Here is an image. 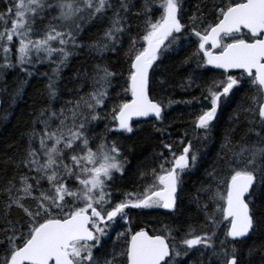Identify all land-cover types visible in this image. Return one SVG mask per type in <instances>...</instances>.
I'll return each mask as SVG.
<instances>
[{
    "label": "snow or ice",
    "instance_id": "1",
    "mask_svg": "<svg viewBox=\"0 0 264 264\" xmlns=\"http://www.w3.org/2000/svg\"><path fill=\"white\" fill-rule=\"evenodd\" d=\"M187 4L0 0V73L18 69L31 77L37 65H54L51 74H43L46 95L23 133V151L9 158L11 172L7 167L0 171V264H181L190 253L198 258L189 264H264V199L257 204L256 196L257 190L264 192V0ZM135 21L141 23L134 26ZM90 25L101 31L85 44L82 33ZM125 39L128 48L123 51ZM185 46L192 50L180 63L195 68L179 87L186 91L196 84L201 96L155 100L151 93L157 84L161 90L170 86L167 79H154L157 70ZM85 49L101 61L107 53L119 57L123 51V95L116 93L119 102L108 113L103 109L118 78L108 63L78 72L75 97L56 107L60 73ZM210 69L222 70V78L197 84V70L203 75ZM245 84L255 94L230 117L217 157L224 174L213 169L209 175L215 186L199 190L207 203L196 197L205 223L198 228L189 224L178 240L174 233L181 229L172 224H162L151 234L128 227L113 240L114 226L120 221L130 225L133 210L137 216L150 209L177 210L183 176L200 161L193 141L210 139L224 106ZM85 86L90 90L80 94ZM175 103L199 105L191 114V134L185 130L176 148L161 141L168 155L157 153L158 164L139 173V179L150 176L151 182L114 200L115 174L123 177L129 161L107 133H133L139 118L163 124L166 109ZM102 119L113 126L106 124L105 134L97 136L92 126ZM241 125L246 132L236 140L233 134ZM170 127L155 131L163 136ZM257 235L259 243L246 244Z\"/></svg>",
    "mask_w": 264,
    "mask_h": 264
},
{
    "label": "trees",
    "instance_id": "2",
    "mask_svg": "<svg viewBox=\"0 0 264 264\" xmlns=\"http://www.w3.org/2000/svg\"><path fill=\"white\" fill-rule=\"evenodd\" d=\"M137 2L141 3L142 0H137ZM196 2L197 0H188L186 7L191 8ZM136 23H141V21H135L134 26ZM100 31L101 28L98 25L87 26L82 33V42L85 44L93 42L96 39L97 33ZM127 48L128 40L125 39L123 51H126ZM191 50V48L185 46L179 55L172 54L170 57L164 59L154 79L157 82L161 79H167L168 85L170 86H166L164 90H161L157 84L151 93L155 100H163L167 103L169 99L185 101L192 100L193 97L201 96L200 89L196 87V84H193L186 91L181 90L179 87V83L186 79L188 74L195 68V65L190 68L180 63L184 58V54L189 53ZM123 51L120 52L119 57L112 53H107L102 61L95 57L94 54L90 55L86 49L78 51L77 54L73 55L67 66L60 73V95L56 107L59 108L61 103L75 97L76 93L74 89L79 87V83L76 81V74L78 72L82 70L90 72L95 63H108L118 74L117 81L114 82L117 86L111 92V98L106 102L103 109L105 113L110 112L113 104L119 102L115 99L116 93L120 92L123 95L122 86L124 84V78L127 75L126 65L123 63ZM52 67L54 65L50 66L48 63L37 65L35 75L31 77H25L18 69L0 73V171L7 167L8 171L11 172V166L8 163L9 158L15 152L23 151L25 146L23 133L31 124V114L35 109L42 106L46 95L45 86L48 81L47 76L43 74H51ZM202 71L197 70L195 77L197 84L203 85L205 81L213 77L217 79L222 78L220 75L221 72L216 69H210L203 72V75H200ZM233 74L238 75V73ZM89 90L90 88L85 86L80 94ZM254 94L253 91L249 90L247 84L243 85L242 90L236 94L233 100L224 106V111L210 134V139L204 143L193 141V146L200 150V161L195 169L183 176V184L181 186L183 191L180 194L181 199L178 201L177 210L168 214L162 211L145 212L143 215L138 216V224L134 220L136 222L135 224L133 223L135 226L134 230L140 224H145V228L150 231L159 229L162 224H172L181 229L180 234L174 233L178 240L179 235L183 233V230L189 224L198 228L205 223L203 212L197 207L195 202L196 197L199 195L201 202L207 203V196L203 192H199V190L202 186H215L213 177L209 175L213 169L220 175L224 174V166L219 163L217 157L220 153V145L223 141L225 131L230 125V117L234 115V110L238 104L244 103L247 105L249 103V97ZM198 108L199 105L195 104L185 105L183 103H175L166 109L163 124L149 117L134 122L133 133H107L109 140L115 139L118 142L123 157H126L129 161L126 165L125 174L123 177L116 179L112 187L114 198L122 197V193L124 192L142 191L143 187L151 182L150 176L145 180L139 179V173L141 171L150 172V168L158 164V160L156 159L157 153L164 151L165 155H168V152L162 148L161 141L174 143V148H176L185 130H188L191 134L190 121L194 118L191 114L196 112ZM106 124L110 127L113 126L110 120L102 119L93 124L92 132L97 136L105 134ZM169 125L171 127L163 136L155 131V128L168 127ZM245 132L246 127L241 125L233 135L236 140H239L244 136ZM169 133L171 134L169 135ZM189 138H191V135ZM256 196L257 204H259L260 199H264V192L257 190ZM212 210L213 206L209 205L208 211ZM150 223H154L155 225L151 227ZM260 241L261 237L257 235L248 240L246 244L259 243ZM242 247L246 251V246ZM197 258V253H190L189 256L183 258L181 264H189L190 261L194 262Z\"/></svg>",
    "mask_w": 264,
    "mask_h": 264
},
{
    "label": "flooded vegetation",
    "instance_id": "3",
    "mask_svg": "<svg viewBox=\"0 0 264 264\" xmlns=\"http://www.w3.org/2000/svg\"><path fill=\"white\" fill-rule=\"evenodd\" d=\"M122 197H118V198H114V200L118 201L119 199H121ZM136 211L138 210H133L132 213H130V216H131V221H130V225H124V222L123 221H120L119 222V225L117 226H114V231L111 232V236H112V239L114 240L115 239V233L117 231H125L128 227L131 228L132 231H137L139 230L140 228H145V224H140V225H137V229L134 230V225L133 223L135 224L137 222V224L139 223V219H138V216L136 215ZM155 211H162L163 213L165 214H168V213H171L170 211H166L165 209H150V210H144V213L145 212H155ZM136 222H135V221ZM155 224L154 223H150V226L153 227ZM122 226V227H121ZM149 227V225H148ZM147 231H149V233L151 234L154 230L150 231L148 230L147 228H145Z\"/></svg>",
    "mask_w": 264,
    "mask_h": 264
},
{
    "label": "water",
    "instance_id": "4",
    "mask_svg": "<svg viewBox=\"0 0 264 264\" xmlns=\"http://www.w3.org/2000/svg\"><path fill=\"white\" fill-rule=\"evenodd\" d=\"M216 70H218V71H222V70H219V69H216ZM234 73H238V72H234ZM0 108H1V102H0ZM150 118H152V117H150ZM144 119H146V118H139V120H144ZM166 210V209H165ZM166 211H169V210H166Z\"/></svg>",
    "mask_w": 264,
    "mask_h": 264
},
{
    "label": "rangeland",
    "instance_id": "5",
    "mask_svg": "<svg viewBox=\"0 0 264 264\" xmlns=\"http://www.w3.org/2000/svg\"><path fill=\"white\" fill-rule=\"evenodd\" d=\"M115 176L117 177L116 179L120 178V174L116 173Z\"/></svg>",
    "mask_w": 264,
    "mask_h": 264
}]
</instances>
